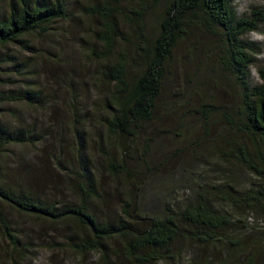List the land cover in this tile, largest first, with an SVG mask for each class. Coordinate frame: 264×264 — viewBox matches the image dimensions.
<instances>
[{"label":"trees","instance_id":"trees-1","mask_svg":"<svg viewBox=\"0 0 264 264\" xmlns=\"http://www.w3.org/2000/svg\"><path fill=\"white\" fill-rule=\"evenodd\" d=\"M159 3L132 0L130 7L123 8L120 0H100L80 9L84 16L99 21L97 49H90V57L100 64L98 79L110 87L104 127L109 135L121 138L122 144L126 140L132 151L109 157L108 174L125 177L130 183L139 181L133 186L139 194L126 197L115 217L97 212L101 194L81 140L76 142L80 146L76 168L65 170L67 183L75 191L74 202L57 204L9 182L2 165L5 152L16 145H37L42 136L34 129L0 120V234L14 264H21L30 250L15 235L4 206L63 228L68 249L81 255L96 254L97 264H178L186 252L192 255L189 264H262L264 229L256 225H264V67L253 83L250 69L257 51L245 39L259 30L262 14L256 11L239 17L231 0H165L155 33L147 37L144 18ZM67 4L68 0H6L5 14H0V48L14 46L32 52L33 39H43L56 23L67 19ZM129 26L134 32L125 35L122 29ZM195 32L216 40V51L209 47L208 57L215 58L218 69L233 83L236 100L225 104L197 101L191 111L204 128L210 129L215 122L223 124L209 140L217 147L202 156L201 164L188 162L190 168L185 172L196 177L191 195L187 185L177 186L172 194L181 195L145 210L143 190L158 169L147 142L141 157L134 155L136 140L159 112L170 66L182 43ZM125 47L132 50L131 55ZM21 67L16 56L0 52V73L20 75ZM2 79L0 76V83H4ZM174 94L171 96L190 106L188 92ZM37 97L38 93L16 95L0 90V106H35ZM131 161L136 164L134 170L127 166Z\"/></svg>","mask_w":264,"mask_h":264},{"label":"rangeland","instance_id":"rangeland-1","mask_svg":"<svg viewBox=\"0 0 264 264\" xmlns=\"http://www.w3.org/2000/svg\"><path fill=\"white\" fill-rule=\"evenodd\" d=\"M99 1L68 0L67 19L56 23L54 30L43 39H33L30 53L21 52L14 46L0 48V52L16 56L22 66L20 75L0 73L4 81L0 83V90L16 95H39L35 106H28L27 103L1 105L0 120L16 127L34 129L42 136L41 143L37 145L8 148L2 165L7 180L12 184L18 186L19 183L20 187L57 204L74 202L75 191H72V184L67 183L65 170L76 168L75 156L81 140V146L89 155L96 188L101 194L102 201L97 203V212L104 217H115L118 206L125 202L126 197L139 194V189L133 187L139 181L130 183L125 177L112 178L107 171L109 157L116 158L122 151L129 154L132 151L126 140L122 144L121 138L109 135L104 127L110 87L98 79L100 64L90 57V49L96 47L95 33L99 21L80 12L81 7ZM130 1L120 0L121 7H130ZM159 2L144 18L147 37L155 33L159 9L165 0ZM231 2L239 17H247L256 11L263 17L259 30L245 37L255 45L257 51L256 61L250 69L251 80L255 83L258 81L257 71L264 67V0ZM5 4L6 0H0L2 15L6 11ZM124 11L127 14V10ZM122 30L125 35L134 32L132 26ZM130 42L133 43V40ZM216 45L213 37L201 32L193 33L182 43L170 66L162 106L154 121L136 140L134 155L140 158L147 142V151L153 156L152 161L158 169L148 178L143 190L142 208L145 210L156 209L165 199L174 200V196L181 194H172V190L181 185H187L186 192L188 196L191 195L189 191L196 177L190 178L185 172L190 168L188 162L194 164L192 160H195V166L201 164L202 156L210 155L217 147L216 143L210 142L211 136L215 131L219 132L223 124L214 121L215 125L206 129L200 118L191 111L199 99L201 103L213 101L219 104L236 100L233 83L218 69L215 58L208 57L207 50L212 47L216 51ZM125 50L128 55L132 54L130 48L125 47ZM182 92H188L191 96L190 106L185 105V101L179 97L171 96ZM76 131L81 135L77 136ZM127 166L130 170L136 169L134 161L127 163ZM3 211L15 235L30 250L21 264H97L96 254L81 255L68 249L63 228L19 214L6 206ZM256 226L264 229L261 222ZM190 256L188 252L184 253L178 264H189ZM12 259L9 245L0 234V264H14Z\"/></svg>","mask_w":264,"mask_h":264}]
</instances>
